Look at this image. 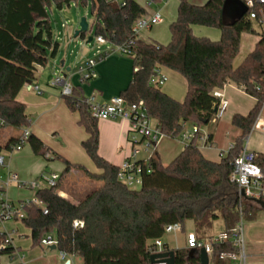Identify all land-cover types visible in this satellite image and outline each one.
I'll return each instance as SVG.
<instances>
[{
	"label": "trees",
	"instance_id": "trees-1",
	"mask_svg": "<svg viewBox=\"0 0 264 264\" xmlns=\"http://www.w3.org/2000/svg\"><path fill=\"white\" fill-rule=\"evenodd\" d=\"M91 1L94 17L93 35H103L110 42L121 45L135 38L131 55L133 77L120 95L129 102L145 100L148 115L156 120L166 135L179 137L187 125L208 124L215 116L219 99L214 90L234 82L248 94L257 97L247 113H235L232 123L242 133L236 146L220 161L206 158L191 140L169 164H163L155 151L149 162L150 173L145 172L139 189L130 188L118 177L119 166L99 152L98 120L92 116L82 91L74 87L72 96H65L70 108L78 111L79 123L88 133L82 146L101 173L85 166L72 164L55 153L49 156L43 140L35 134L29 138L33 152L47 160L61 158L66 168L56 186L37 189L36 198L43 201L48 212L33 202L25 207L23 222L31 229L33 245L42 244L46 234L54 233L58 250L67 256H79L83 264H151L154 241L163 238L169 224H185L192 220L199 232L210 229L221 219L224 230L235 227L240 209L255 216L262 209L251 199L242 198L238 185L230 178L233 161L242 151L245 137L251 133L264 104V40L260 39L243 62L234 67L244 32H255V18L245 12L232 21L224 18L226 0H208L196 5L190 0H179L177 19L171 24L168 44L148 42L133 31L138 18L147 9L138 0H0V117L14 130L0 132V148L16 141L20 128L30 124L26 105L18 99L24 85L36 79L37 66H45L58 52L60 43L55 38L50 9H63L72 2ZM160 2L163 0H148ZM194 26L218 28L221 38L213 40L194 33ZM89 32L79 36L86 38ZM157 66L173 69L188 82L187 93L180 101L168 95L161 86L151 85L150 79ZM263 90L257 91L256 85ZM257 162L264 171V153H258ZM79 167L99 187L62 186L64 176L72 167ZM65 192L69 196H63ZM84 223L75 227V221ZM4 241L0 235V243ZM167 244V243H166ZM6 248L3 252H10ZM176 264H201L200 250L174 248ZM236 248L229 242L216 244L211 262L230 264L221 258L222 251Z\"/></svg>",
	"mask_w": 264,
	"mask_h": 264
},
{
	"label": "built area",
	"instance_id": "built-area-1",
	"mask_svg": "<svg viewBox=\"0 0 264 264\" xmlns=\"http://www.w3.org/2000/svg\"><path fill=\"white\" fill-rule=\"evenodd\" d=\"M241 1L247 7L246 13L248 17L255 18L257 20V23L260 26L261 39L264 40V0ZM149 4H152V1H149ZM162 20L163 15L159 10L153 13L144 14L135 22L133 31L135 35L139 36V32L142 29L150 28L151 26L160 23ZM66 25L67 24H65V26ZM85 41L88 42L87 38L84 39V42ZM92 41L95 44V57L79 66L78 73L80 74L81 83H85L97 76L95 66L99 61H102L104 58L114 53L131 56L133 54V48L136 44V39L132 38L124 44L116 45L106 39L103 35H93ZM105 45L106 47H104ZM58 73H56L55 78L52 79L51 85L61 86L63 96H72L74 85L62 69ZM167 80L168 76L164 72L163 66H157L150 79V84L163 86ZM24 86L27 90L38 94L43 92L41 86L35 81H29ZM255 89L257 91H262L263 87L258 84L255 86ZM214 95L219 99L216 116L222 117L228 109L230 102L226 98L223 88L214 90ZM255 98L257 100V97ZM82 101L88 105L92 116L96 119H124L129 121L132 133L131 139L134 144V148L131 155L119 166L118 177L130 188L140 187L143 183L144 173H150L152 170L150 167H145L144 164L149 162L153 153L157 151L159 142L166 135L162 131L158 122L148 115L145 100L141 99L139 101L129 102L125 97L119 94L113 96L107 101H101L95 94H91L85 96ZM7 127L9 126L6 125V121L0 117V132ZM256 130L264 131V104L251 130V133L245 137L246 145H244L239 155L234 158L233 170L230 176L231 180L238 185L240 196L251 200L264 199V171L257 162L258 153L250 149L248 146L251 135L253 131ZM31 135L32 132L29 125L22 126L16 141L7 147L6 144L3 143V147L0 148V170L8 166L7 162L9 157L20 152L24 148L25 144L29 142ZM188 138L189 142L196 138L197 141H202L207 146H212L214 143L211 135L202 131L200 125L198 124L192 125ZM235 146L236 143L232 142L228 151L221 152L220 156L222 158L225 157L235 148ZM141 151L148 154L146 159H139L138 155ZM59 179L60 174L53 172L51 174H41L38 178L30 181H24L21 179L19 173L12 169H8L5 175L0 171V235H3L4 238V241L0 243V260L4 254H8L14 264H27L26 254L15 245L14 234L17 232V229H11L8 227V223L11 221H23L26 216L25 207L30 202L41 206L45 214L48 212V209L44 205L43 201L36 198V196L33 199H23L19 201L11 200L7 193L8 188L16 183L19 184V186L31 187L34 189L53 187L57 185ZM45 182L47 186H45ZM241 191L244 193L242 194ZM63 194L64 193H62V195ZM240 213L241 219L235 227L212 234L207 240H204L203 237L195 231L187 232L186 247L189 249L199 250L204 248L211 261L215 245L229 242L236 248V250L232 252L222 251L220 253L221 258H229L231 260L230 264H246V258L248 255L246 253L243 226L244 212L242 211V208L240 209ZM74 226L83 227L84 223L76 220ZM173 231H183L182 224L173 223L166 226V233ZM57 243L58 242L53 235H49L48 237H44L42 239V244L47 246ZM6 248H11L10 252L4 253L3 251ZM169 250L173 249L170 248L162 238L156 239L154 241V246L151 247L153 254ZM62 255L64 257L67 256L63 253ZM151 264H168V262L161 260Z\"/></svg>",
	"mask_w": 264,
	"mask_h": 264
},
{
	"label": "crops",
	"instance_id": "crops-1",
	"mask_svg": "<svg viewBox=\"0 0 264 264\" xmlns=\"http://www.w3.org/2000/svg\"><path fill=\"white\" fill-rule=\"evenodd\" d=\"M138 2L144 6L143 0H138ZM163 2H166V5L162 8V10H159L163 15V19L165 17H168L170 22H174L177 18V10L180 1L163 0ZM63 24L62 28H65V31H61V29H58V31L56 32V29L53 27L55 38L60 43L58 52L54 57L50 59L47 65L37 66L36 79L33 81L37 82L41 86L43 92L41 94H38L36 92L27 90L24 86L18 94V99L26 105V113L28 114L30 122L29 127L32 134L40 137L45 145L50 148V151L48 153L49 156H54V154L57 153L69 160L72 164H80L85 166L91 172L101 173L102 170L95 165L91 157L82 146V141L88 138L89 135L85 128L79 123L80 115L78 111H74L70 108L65 96H63L62 94L61 86L51 85L49 74L51 70L57 67L59 59L63 58L61 60V65L65 66V64H67V68H70V70L66 69V72L64 73L67 74L68 79L71 81L74 87L79 88L84 96L95 94L99 100L107 101L113 96L121 94V92L127 88L133 77L134 62L132 57L130 56L114 53L97 63V65L95 66L97 76L95 78H92L85 83L76 81L75 74L78 71L73 67L82 65L88 60L94 58L95 50L94 48L88 47L87 45L85 46V38L82 37V41L80 43H82L83 48H81V50L75 52L74 48H70L71 44H74L79 37H76L75 33L73 34L71 30L67 29V25L63 26ZM161 24H163V21L151 26L150 28H147L151 31L149 37H147V35H142L139 36V38L148 42L168 44L171 41V37L161 35ZM198 27L200 26H194L193 30L196 32L195 29H199ZM207 32L209 34H214L211 35L212 37H210L213 40H219L221 38L220 30L219 32L214 33L210 30ZM90 35L92 34H87V41ZM72 54H74L75 56L73 57ZM163 70L168 76V80L163 87L161 86L162 90L177 100H184L181 88H183V86H188L187 79L179 72L168 67L163 66ZM70 71L71 75L69 74ZM171 79L172 81L170 83H167ZM229 84H235L237 87H239L234 82H230L227 85ZM223 91L225 93V87L223 88ZM248 112L236 113L247 114ZM98 126L100 133V154L111 163L120 166L131 155L134 148V144L131 139L132 133L130 130L129 121L124 119H101L98 120ZM188 126L189 125H187V127ZM191 128L192 126L190 128L188 127L183 136L180 137V141L184 145L179 144L176 141L175 137L170 135H165L162 138V140L158 144L157 152L160 154L163 164H169L189 143L188 136L191 132ZM241 133L242 131L241 129H239V134L237 136L239 137ZM208 134L211 135L213 142L217 144L215 134ZM251 141L252 140L250 138L248 145L250 149L256 151L257 153H264V150H260L254 147ZM197 143L199 149L206 158L217 162L222 159L220 154L224 150H221L217 157H213L208 155L205 150L212 148L211 146L205 145L202 141H198ZM231 143L232 142H230V144ZM24 149L25 148H23L20 152L14 154V156L12 155L8 158V166L4 170V175L7 173L8 169H12L19 173L22 180L30 181L38 178L41 174H44L43 172L46 167V162H44V160L42 159L46 158L36 155L33 152L31 145L30 150ZM138 157L140 160H143L148 157V154L144 151H141ZM65 168L66 165L63 171L65 170ZM77 173L83 172L79 167L74 166L68 172L67 176L78 175ZM14 185L19 186V184L17 183ZM19 187L25 188V186ZM19 200H23V198H19L13 201ZM183 231L185 232L186 229L184 228ZM167 244L170 248L174 249V247H172L169 243ZM15 245L21 251L25 252L22 249L21 239L20 241L15 240ZM31 246L33 247V250L31 251V254L33 256L31 258L32 260L44 259L46 257V253L41 248L34 249V247L39 246L33 245V242L31 243ZM79 259L81 260V262H83L81 257H79ZM70 263L75 264L73 260H71ZM0 264H14V262L11 260L8 254H4L1 257Z\"/></svg>",
	"mask_w": 264,
	"mask_h": 264
},
{
	"label": "rangeland",
	"instance_id": "rangeland-1",
	"mask_svg": "<svg viewBox=\"0 0 264 264\" xmlns=\"http://www.w3.org/2000/svg\"><path fill=\"white\" fill-rule=\"evenodd\" d=\"M123 1V0H118ZM192 3L196 5H203L208 0H190ZM144 7L147 9L148 13L156 12L157 10H162V8L166 5V2L160 1V2H152V4H149L148 0H143ZM179 9V7H178ZM178 11V10H177ZM242 11L240 10L239 6L236 4L235 0H226L224 5V18L227 21H232L236 17H239L241 15ZM50 16L52 21V26L56 29V32L58 29H61V31H65V28H62L65 26V23L67 24V29L71 30L74 34L79 28H80V22L83 17H86L90 26L93 22V15L91 12V1H89L88 4L81 1L80 3H76L75 1L72 2L71 5H66L63 9H59L56 5L52 6V10L50 9ZM178 16V12H177ZM165 17V16H164ZM177 19V18H176ZM165 20V22H164ZM163 24H161V35L162 36H168L172 37L171 35V29L170 26L173 22H170L168 17H165L163 20ZM255 32H244L241 36V43H240V50L238 55L233 61L234 67L239 66L243 60L247 57V55L255 48L256 43L261 39L260 36V26L258 23L254 25ZM199 29H195L196 32L194 33L198 36H206V37H212L207 31L211 32H219L218 28H211L206 26H200ZM90 34L93 35V30H88ZM151 31L150 29H142L139 32V36L147 35L149 37ZM62 37V36H61ZM76 42L74 44H71L70 48H74V51L77 52L83 48L81 36H78ZM85 46L94 48L95 50V44L94 42H84ZM109 44V43H108ZM106 44V45H108ZM74 45V46H73ZM106 45L104 47H106ZM65 48V47H64ZM67 48V47H66ZM73 57L75 56L72 54ZM128 56V55H127ZM131 57V56H130ZM63 58H60L58 61V65L56 68L51 70L50 72V81H52L53 78H55L56 73H58L61 69L63 72H66V69L68 67L67 64L65 66L61 65V60ZM80 66V65H79ZM79 66H74L73 68L77 69ZM76 71V72H77ZM59 74V73H58ZM71 75V71L69 72ZM75 80L80 81V74L77 72L75 74ZM172 81L169 80L167 83H170ZM164 86V85H163ZM162 86V87H163ZM180 89V86H179ZM182 93H183V99L186 97L187 93V87L183 86ZM225 95L226 98L230 102V106L226 110V112L223 114L222 117H214L212 121L208 124H202L200 125V128L202 131L206 133H214L215 139L217 144L213 143L210 149H205L206 153L210 156L217 157L221 150H228L230 142H235L237 140V135L239 134V128H237L232 123V116L236 112H248L253 105L256 102V98L252 95L248 94L246 91H244L242 88L237 87L235 84H229L225 86ZM79 113V112H78ZM192 125H189L190 128ZM187 127V128H188ZM186 128V129H187ZM6 133H11L14 129L12 127H7L4 129ZM181 136L175 137L176 141L181 144L180 141ZM251 142L254 147L264 150V131L263 130H256L253 131L251 135ZM246 145V141L245 144ZM24 150H30V143L27 142L24 146ZM209 148V147H208ZM7 151V150H6ZM208 151V152H207ZM16 154V153H15ZM14 156V154H13ZM16 156V155H15ZM44 160L45 170L44 174H50L53 172H58L59 174L63 173V169L65 167V162L61 158H55L53 160ZM5 168H2L0 171L1 173H4ZM78 175L73 176H64L62 181V186L70 187V185L77 181L80 188L85 186H95L99 187L101 185V182L98 180H95V182L91 181L84 173H77ZM36 178V177H35ZM45 186H47L45 182ZM140 187H137L139 189ZM37 189L31 188V187H25L20 188L19 186L12 185L8 188V196L10 199L17 200L19 198L23 199H33L35 197ZM65 193V192H63ZM64 196H69L67 193L63 194ZM243 226H244V234H245V245H246V264H264V257H263V249H264V209H259L255 216H251L248 214H245L243 216ZM8 227L16 228L17 232L14 234V238L17 241L22 240V249L26 253V260L27 264H67V261L73 260L75 264H83L78 256H66L64 257L62 253L56 249V250H50L47 245L44 244H38L34 247L35 248H41L45 253L46 257L44 259H31L33 256L31 254V251L33 250L31 243V229L27 227V225L22 221H11L8 223ZM186 231H173L170 233H166L165 236L162 238L165 243H169L174 248H183L186 245V234L187 232L195 231L200 236L203 237L204 240L209 239V237L212 234L218 233L221 230L224 229V224L221 219H218L214 222L213 226L210 229H207L205 232H199L195 226V223L192 220H189L185 224ZM49 235H54V233L46 234L45 237H48ZM29 243V245H28ZM210 264H213L212 262Z\"/></svg>",
	"mask_w": 264,
	"mask_h": 264
},
{
	"label": "water",
	"instance_id": "water-1",
	"mask_svg": "<svg viewBox=\"0 0 264 264\" xmlns=\"http://www.w3.org/2000/svg\"><path fill=\"white\" fill-rule=\"evenodd\" d=\"M235 1H236V4L239 6L240 10L242 11L241 15L244 14L247 11V7L245 6V4L241 0H235ZM89 26H90V24H89L87 18L83 17L81 22H80V28L75 32V36L78 37L81 32H87L89 30ZM92 40H93V35H90L88 37V42H91ZM67 70H70V68H67ZM65 75H67V74L65 73ZM241 193L243 194L244 192L241 191ZM253 200L256 203H258L262 209H264V199H253ZM48 248L50 250H56V249H58V245L57 244H51L48 246ZM175 257H176L175 250H169V251H165V252L152 254L151 262L154 263V262L162 260V261H167L168 264H176ZM200 259H201V264H210L209 256H208V254L204 248L200 249ZM67 264H70V261H67Z\"/></svg>",
	"mask_w": 264,
	"mask_h": 264
}]
</instances>
